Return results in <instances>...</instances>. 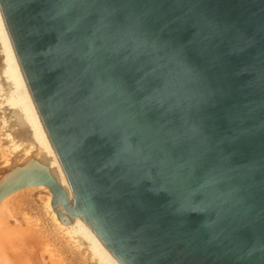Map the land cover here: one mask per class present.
<instances>
[{
    "label": "water",
    "instance_id": "1",
    "mask_svg": "<svg viewBox=\"0 0 264 264\" xmlns=\"http://www.w3.org/2000/svg\"><path fill=\"white\" fill-rule=\"evenodd\" d=\"M0 4L76 210L122 264H264V0Z\"/></svg>",
    "mask_w": 264,
    "mask_h": 264
},
{
    "label": "bare ground",
    "instance_id": "2",
    "mask_svg": "<svg viewBox=\"0 0 264 264\" xmlns=\"http://www.w3.org/2000/svg\"><path fill=\"white\" fill-rule=\"evenodd\" d=\"M0 118V264H122L76 210L1 4ZM48 178L66 193V203L42 184Z\"/></svg>",
    "mask_w": 264,
    "mask_h": 264
},
{
    "label": "rangeland",
    "instance_id": "3",
    "mask_svg": "<svg viewBox=\"0 0 264 264\" xmlns=\"http://www.w3.org/2000/svg\"><path fill=\"white\" fill-rule=\"evenodd\" d=\"M0 120H1V122H0V123H1V124H0V127H1V125H2V127H1V128H2V129H4V128H3V127L5 126V125L3 124V122H4V119L0 118Z\"/></svg>",
    "mask_w": 264,
    "mask_h": 264
}]
</instances>
